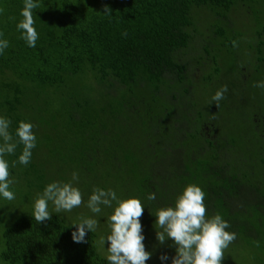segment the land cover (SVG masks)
Returning a JSON list of instances; mask_svg holds the SVG:
<instances>
[{
  "label": "trees",
  "instance_id": "obj_1",
  "mask_svg": "<svg viewBox=\"0 0 264 264\" xmlns=\"http://www.w3.org/2000/svg\"><path fill=\"white\" fill-rule=\"evenodd\" d=\"M34 2L29 47L16 27L24 0H0V39L9 42L0 117L14 136L30 122L37 138L28 165L18 162L22 145L5 156L10 190L33 201L58 181L87 195L76 219L50 212L39 224L23 201L1 230V263L108 264L95 240L110 228L86 207L93 188L140 199L142 229L156 235V211L194 184L206 216L220 214L236 234L229 249L242 242L264 264V89L255 86L264 81V0ZM224 85L217 108L211 98ZM82 216L98 225L77 243ZM224 258L231 264L228 248Z\"/></svg>",
  "mask_w": 264,
  "mask_h": 264
},
{
  "label": "clouds",
  "instance_id": "obj_2",
  "mask_svg": "<svg viewBox=\"0 0 264 264\" xmlns=\"http://www.w3.org/2000/svg\"><path fill=\"white\" fill-rule=\"evenodd\" d=\"M39 3L34 0H24L21 10L23 19L17 23V31L21 32L23 39L29 47H35L38 33L33 26V10L39 8ZM3 9H0L2 12ZM104 13L110 15V9L105 6ZM3 34L0 33V36ZM235 46V42H233ZM9 46L6 39H0V54ZM256 87L264 89V81L258 82ZM228 91L227 85L222 86L215 92L211 100L219 107V102L224 99ZM11 120L0 117V196L8 201L15 199L14 192L10 185L14 183L9 179V163L6 155L15 154L19 145H22V152L18 162L28 165L31 161L32 150L36 147L37 138L33 132V125L30 122L20 121L15 130V136L9 131ZM17 161H13L15 166ZM78 174L72 173V180H78ZM149 201L156 199V194L150 193L147 196ZM205 193L194 184L187 185L179 194L173 206L159 208L156 213L155 225L156 240L163 244L171 239L175 245L176 254L172 257L171 264H221L224 259V250L236 239L234 232L226 231L230 225L222 219L220 214L208 218L207 208L204 203ZM49 202L54 206V212H71L83 203L81 191L72 185L71 182L54 181L49 183L38 194L34 202L33 217L37 224L51 219ZM115 207L113 213L108 217L110 234L101 238V243L107 240L108 264H145L151 253L145 250L143 243L145 237L142 235L140 218L144 213V205L138 198L118 199L116 192L112 189L93 188L86 207L93 214H100L102 206ZM76 231L72 232L74 242L85 241L87 231L94 232L98 221L95 218L82 216L78 223H73ZM161 261L167 260V255H161Z\"/></svg>",
  "mask_w": 264,
  "mask_h": 264
},
{
  "label": "rangeland",
  "instance_id": "obj_3",
  "mask_svg": "<svg viewBox=\"0 0 264 264\" xmlns=\"http://www.w3.org/2000/svg\"><path fill=\"white\" fill-rule=\"evenodd\" d=\"M235 19H236V25H235L236 27H238L239 25H242V23L239 20V18L237 17V15L235 16ZM242 19H243V22L247 21V18H242ZM203 98H210V93L207 92L206 94H204ZM67 177L72 179V175L67 174ZM72 185H73V183H72ZM84 193H86L85 191H83L82 194L87 195ZM28 196L29 195L25 194L24 192H21L20 194H15L14 200H12V201L7 200L6 202L3 200V197L1 196L0 208L3 209V213L0 214V234H1L2 228L9 225L13 221L14 214L17 213V211L20 209V206H23V201L26 202V206H25L26 209H33L34 210V202L37 199V197H35L34 194L33 195L31 194L30 196L34 200L29 201ZM89 197L90 196L88 195L87 198H85V199L88 200ZM114 207H115V202H113L112 208L102 206L101 214L103 213L102 215L106 219L108 226H109V224H108V217H109L108 214L109 213L107 214V210H110V213H113ZM50 208L52 211L49 209V212H54V206L52 204H51ZM76 210H78V211H74V210H72L71 212L62 211V212H60V214L67 215V217H69V219L74 220L77 218V216L81 212L80 209H78V208H76ZM7 211L9 213H11L10 218H9V215L7 214ZM153 227H151V228H153ZM149 232H153V234H150ZM108 234H110V230L105 232V233H101V234L97 235L96 240H95L96 247L98 248V251L105 258L108 255L107 248H108L109 244H108L107 240L105 241V244H102L101 238L102 237L106 238V236ZM142 235L145 237V239L143 241V243L145 245V250L151 253L150 258L145 262V264H171L172 257H174L176 254L175 245L173 244L172 240L168 239L163 244H160L156 240V235H155L154 230L149 231V229H148V234H147V231L144 232V230L142 229ZM149 241L151 243H149ZM231 246H233V245H231ZM229 248H230V246L228 247V252L231 255V260H229L231 262V264H257V262L256 263L253 262V260H252L253 257L250 256L251 251L248 250L245 247V245L242 244V242L237 243V246H235V247H231V250ZM161 255H167L168 259L161 261L159 258ZM0 264H2L1 261H0ZM221 264H228L225 258L222 260Z\"/></svg>",
  "mask_w": 264,
  "mask_h": 264
}]
</instances>
